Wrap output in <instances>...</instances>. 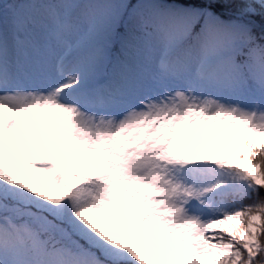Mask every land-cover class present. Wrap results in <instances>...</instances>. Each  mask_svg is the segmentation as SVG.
I'll return each instance as SVG.
<instances>
[{"label": "snow or ice", "instance_id": "obj_1", "mask_svg": "<svg viewBox=\"0 0 264 264\" xmlns=\"http://www.w3.org/2000/svg\"><path fill=\"white\" fill-rule=\"evenodd\" d=\"M0 264H264V0H0Z\"/></svg>", "mask_w": 264, "mask_h": 264}, {"label": "trees", "instance_id": "obj_2", "mask_svg": "<svg viewBox=\"0 0 264 264\" xmlns=\"http://www.w3.org/2000/svg\"><path fill=\"white\" fill-rule=\"evenodd\" d=\"M248 202V201H247Z\"/></svg>", "mask_w": 264, "mask_h": 264}]
</instances>
